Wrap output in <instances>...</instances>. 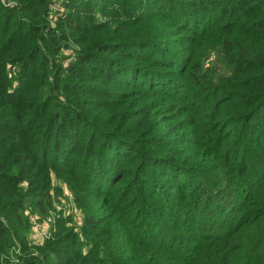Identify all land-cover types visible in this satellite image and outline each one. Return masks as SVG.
Returning <instances> with one entry per match:
<instances>
[{"label": "trees", "instance_id": "16d2710c", "mask_svg": "<svg viewBox=\"0 0 264 264\" xmlns=\"http://www.w3.org/2000/svg\"><path fill=\"white\" fill-rule=\"evenodd\" d=\"M0 264H264V0H0Z\"/></svg>", "mask_w": 264, "mask_h": 264}, {"label": "rangeland", "instance_id": "374dc122", "mask_svg": "<svg viewBox=\"0 0 264 264\" xmlns=\"http://www.w3.org/2000/svg\"><path fill=\"white\" fill-rule=\"evenodd\" d=\"M54 7L56 8V6H54ZM197 51L201 52V45L198 47ZM61 199H62L61 200V205H58L57 208H62V210H65L66 212H73L74 216H77L76 219L79 218V215L77 214L79 212L73 206V203L70 200V197H69L67 192L65 193V195H63L61 197ZM75 213H76V215H75ZM31 217L32 216H30V218ZM33 217L35 218L36 216H33ZM49 218H43L41 221H38L35 218V223L31 219V222L33 223L32 224V230H31V233H30V238L31 239L35 240L36 242H42L43 237L45 236V234L43 235L42 233H40L39 229H36V226L40 222L44 226V228L47 229V227H49L51 225V222L53 221V218H51V217H49Z\"/></svg>", "mask_w": 264, "mask_h": 264}, {"label": "built area", "instance_id": "2783aa9c", "mask_svg": "<svg viewBox=\"0 0 264 264\" xmlns=\"http://www.w3.org/2000/svg\"><path fill=\"white\" fill-rule=\"evenodd\" d=\"M33 217V216H32ZM31 217V219L34 221V223H35V218L33 219ZM36 229H39V231H40V233H42L43 235L46 233V229L44 228V226L39 222L38 224H37V226H36Z\"/></svg>", "mask_w": 264, "mask_h": 264}]
</instances>
